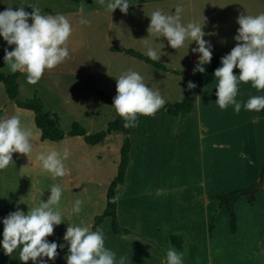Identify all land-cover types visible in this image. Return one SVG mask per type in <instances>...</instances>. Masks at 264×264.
Masks as SVG:
<instances>
[{
  "label": "crops",
  "instance_id": "crops-1",
  "mask_svg": "<svg viewBox=\"0 0 264 264\" xmlns=\"http://www.w3.org/2000/svg\"><path fill=\"white\" fill-rule=\"evenodd\" d=\"M146 1L153 2L154 0ZM23 3L25 11L34 10V7L40 11L67 12L66 17L71 23L83 13L95 10L98 12V17L96 16L98 22L101 19L104 21L107 11L105 6L97 1L91 3L90 0H23ZM198 3L194 0L186 7L189 8L192 21L194 22V18L197 17L198 20L195 22L203 27L204 39L210 42L213 55L229 53L238 42L233 37L234 33H231L232 27L224 24L225 19L220 20L216 16L217 12L228 11L226 9L228 6ZM20 6L21 0H0V12L9 7L18 10ZM173 6H180L182 10L185 7L179 4ZM210 12H212L211 15ZM163 39L167 38L163 37ZM153 40L162 41L157 36L148 39L150 42H154ZM6 42L0 36V44ZM227 42L231 44L226 45ZM111 47L110 50H113ZM197 47V42L192 41V49ZM122 52L127 53L123 50ZM200 55L192 51L188 56L189 61L181 65L182 70L195 67ZM2 62L0 61V64ZM163 62L171 70L154 67L170 75L173 81L177 82L179 92L184 94L188 85L185 80L187 72L180 74L179 65L167 61V58ZM3 66L5 70H9L5 62L2 63L0 69ZM17 72H19L18 79L26 74ZM234 74L238 76L239 72H234ZM217 84L218 80L214 78L201 89L197 95L200 98H197L193 110L187 115L175 116L163 110L154 115L138 117L136 129L131 127L129 134L131 151L126 180L116 189V193L119 194L117 220L126 204H129V215L133 216L130 227L119 225L122 229L130 230L129 233L123 230L115 233L133 235L129 240L133 251L142 250L145 254L153 251L160 255L162 250L167 252L172 248L180 251L184 256L188 255L190 264H214L215 253L231 251L230 257L226 254L228 263L264 264V235L262 234L264 231L260 232L264 230L262 228L264 227V185L255 192L254 202L249 201L247 195L237 200L235 230L232 229L231 224L232 236L226 231V241L215 240L218 234L216 218L219 211L225 209L219 207V201L215 198L216 195L222 194L219 193L217 187L246 190L261 180V171L264 168V110L248 111L243 104L252 96H264V91H257L252 87L251 82L239 83L236 100L241 103L242 107L237 113L234 105H229L224 110L218 106L216 103ZM51 85L49 89L58 103L54 106L55 108H51L50 112L60 124L62 117L58 104L62 102V98L59 99L60 96L57 93L59 84L53 79ZM35 88L34 95H37L39 88ZM99 91H96V95L103 97L98 93ZM11 100L14 106L8 104L12 108V114L4 117L19 116L22 121L21 126L32 130V138L34 137L36 141H31L32 151L28 164L30 168H35V171H40L41 179L20 182L21 178L15 184H11L7 179L0 180V196L5 198L2 200L0 197V226H4L5 213L19 209L27 214L28 203L31 206H38L41 200L47 202L51 194L50 187L57 184L62 189L59 204L64 205H55L54 208L60 211L65 218L59 225H54L52 236L64 240L66 229L70 224L67 217L71 218V223L74 225H79L81 222L74 221L72 211L77 199L82 200L84 204L86 199L92 198L93 203L100 204V198H102L103 206L105 205L103 211L105 210L107 191L118 173L124 140H119L117 148L108 143L115 133L122 132L111 133L95 145L88 144L83 136L69 135L68 131L71 128L66 130L67 134L59 141L42 140L41 130L36 125L35 112L22 108L15 100ZM0 107L4 108L2 114L9 112L4 104H0ZM85 115L88 116L90 123L94 121V115L90 112L87 111ZM78 120L82 125L86 122L82 119ZM151 122L152 125H150ZM87 131L92 132L88 129ZM111 148H115L114 152H117L119 159L116 161H111L110 158L105 160L106 155H100L103 152L107 154V151L110 153ZM53 150L60 152L61 155L65 151L69 153L68 158L64 160L66 175L55 180L49 173L42 170L38 159L40 153L47 154ZM91 150L99 152L96 160H100V163H97L95 159L92 160V166L85 159L86 152ZM27 157L26 154L14 153L13 162L15 163L9 164L0 172H12L13 178L17 174L19 177L23 176V173L18 172L25 170L26 165H21V162L23 160L27 162ZM228 190L230 189L226 191ZM152 193L155 194L154 197ZM157 196L161 197L159 206L155 203ZM21 199L25 202L20 203ZM193 204L199 205L195 207ZM83 208H87V205ZM97 215H94V218ZM240 222L245 228V235H240L238 228ZM260 234H262L261 237ZM2 241L3 233L0 234V264H24L19 259L22 245L16 248L12 255H8L5 254ZM39 259L36 262L29 260L27 264H38ZM42 259L47 264H67L66 256L59 252L54 260H49L47 257ZM163 261L162 264H165L166 259L164 258ZM137 264L150 263L147 260H140ZM183 264L188 263L183 260Z\"/></svg>",
  "mask_w": 264,
  "mask_h": 264
},
{
  "label": "clouds",
  "instance_id": "clouds-1",
  "mask_svg": "<svg viewBox=\"0 0 264 264\" xmlns=\"http://www.w3.org/2000/svg\"><path fill=\"white\" fill-rule=\"evenodd\" d=\"M111 13L119 8L127 14L128 0H98ZM23 0L18 10L11 7L0 12V36L9 45H15L14 50L5 49L4 60L9 70L13 73L20 71L26 73L27 81L37 83L46 69L50 70L69 57L67 41L72 32L69 20L60 14L42 15L40 9L34 8L29 13L24 10ZM182 8L176 7L174 14H165L162 10L153 11L150 16V25L147 29L150 36L166 37L173 49L183 47L185 40L196 41L197 48L193 52L201 55L193 72L203 73V65L212 60L211 44L204 39L205 32L199 23H181L180 13ZM29 17L32 19L30 24ZM240 27L235 40L236 46L221 58L222 66L214 71V77L218 80L216 86V103L224 110L229 105H234L237 113L241 110V103L237 102L238 84L249 83L257 91H264V13L256 16L241 14L237 19ZM82 24L90 21L81 19ZM147 48L145 55L153 61H159L161 54L144 40ZM239 68V75L234 74V68ZM143 77L131 69L117 77V94L113 100L116 113L125 121L124 126L136 127L139 115L150 116L165 103L160 92L153 90L143 82ZM196 85L189 81L188 88ZM196 98H200L197 96ZM243 107L248 111L264 110V96L250 97ZM30 128L21 126L19 116L0 119V170L7 168L13 161V153L29 155L32 151ZM69 156L65 151L61 155L58 151H50L38 156L42 170L51 175L55 180L66 175L64 160ZM50 196L47 202L40 201L38 206H31L27 214L22 210L9 213L3 219V249L5 254L12 255L13 251L22 245L19 259L27 264L29 260L38 261V264H47L43 257L54 260L58 255L56 242H49L46 237L54 233V225H59L65 218L61 212L54 208L58 205L62 195L59 185L50 187ZM159 194V193H157ZM119 200V194L113 197L112 202ZM25 201L21 199L20 203ZM83 201L77 199L73 206V213L79 214ZM66 229L64 240L68 244L69 254L66 256L67 264H117L116 254L105 247V238L102 231H90V228L81 221L74 225L71 218ZM126 257L121 256L118 264H125ZM165 264H183V253H178L170 248L167 251Z\"/></svg>",
  "mask_w": 264,
  "mask_h": 264
},
{
  "label": "rangeland",
  "instance_id": "rangeland-1",
  "mask_svg": "<svg viewBox=\"0 0 264 264\" xmlns=\"http://www.w3.org/2000/svg\"><path fill=\"white\" fill-rule=\"evenodd\" d=\"M90 1L91 3L96 1L98 2V0ZM128 2L130 4L127 14L121 12L119 8L114 10L112 13L107 10L104 21L100 18L101 21L98 22V12L95 10L83 13L73 23L69 21L72 27V32L67 41L69 57L56 67L50 70L46 69L42 78L35 84H31L27 81L26 74L22 75L18 79L19 98L26 100L32 97L36 93L35 87H38L39 91L37 92V97L44 102L46 109L51 111V108H55L54 106L58 103L53 97V92L49 89V87L52 86L51 82L54 79L59 84L58 87L56 86L58 88L57 93L60 96L59 99L62 98V102L58 104L62 117V120H60L61 128L64 131L69 130L72 127L73 121H79L78 119H82L83 121H86L85 123L83 122V125L88 130L92 131L90 133H95L105 129L110 121L116 119L117 114L112 103L117 94V77L129 69L138 72L144 78L143 82L146 85L154 91L158 90L160 92L165 101L162 107L181 101L183 94L179 92L180 88L178 84H176L177 82H174V79H172L170 75L125 52L110 50V47L116 46L121 48H134L145 53L147 48L144 44V40H148L150 37L155 36H150L147 31L151 19L149 15L157 9L162 10L165 14H174L176 7L173 5L179 4L181 6H185L180 13V17L181 23L187 25L189 22L193 21L189 8L186 6L192 4L194 0H154L153 2H145V0H128ZM195 2H199L198 4L228 6L226 7L228 11L217 12L216 16L220 20L225 19V21H223L224 24L232 27L231 33H234L233 37L238 34V28L240 25L238 24L237 19L241 14L256 16L264 13V0H195ZM33 11L34 10H30L27 12L31 13ZM40 12L42 15H56L61 13L60 15L65 17L67 13L57 11ZM211 14L212 12H210V15ZM94 17L96 18L92 20ZM82 18L86 20L90 18V20H88L90 23L87 25L82 24ZM194 19L197 22V17ZM208 19L211 18L208 17ZM28 22L30 24L33 22L31 17H29ZM88 40L90 41L88 42ZM160 40L164 42L158 40H153L154 42L148 41L149 45L157 50L158 54H161L159 62L164 64L163 60L167 58V61L176 63L177 66L179 65L180 70L178 71L180 74L182 72H187L185 80L187 82L192 81L193 78H195L196 73L193 71L188 72V70L193 67L184 70L181 68L182 64L189 61L188 56L192 52V41L190 39L185 40L183 47L176 50L173 49L168 42H166L167 39L160 37ZM230 42H227L226 45H230ZM14 48L15 45H9L7 42L0 44V61L5 62V49L12 51ZM2 63L0 66H2ZM5 69V66L1 67L0 72H4L6 74L13 73L10 72V70ZM66 86L68 88H66ZM5 88V84L0 82V104H4L5 107H7V111L9 110V112H4L2 114V109L4 108L0 107V119L6 118L4 117L5 115L12 114V108L9 107L8 103L14 106V102L9 98ZM97 90L104 92L108 98L104 99L103 97L96 95ZM87 111L94 115V121L91 123L88 120V116L85 115ZM141 116L143 118V115H139L138 117L140 118ZM152 124L153 123L151 122L150 125ZM120 139L124 140L125 135L123 133H115L108 144L117 148ZM31 141L35 142L36 140L34 137H31ZM115 148H111L110 153L107 149V154L103 152L100 155H106L105 160L110 158L111 161H116L119 158L117 156V152H114ZM85 155L86 162L90 163L91 166L93 165L92 160L94 159L97 163H100V160H96V156L99 155V152L91 150L87 151ZM102 160L104 161V159ZM29 162L30 160L28 157L27 162L24 160L21 162V165H26L24 171L18 172L23 173V176L19 177L17 174V176L15 175V178H13L12 172H0V180L7 179V181L11 182V184H15V182L21 178L20 182L25 180H40V171L37 172L35 171V168H30L28 164ZM14 163L15 162L12 161L10 164ZM217 189L220 191L219 193H227L238 190L236 188L226 187H217ZM227 189L230 190L226 191ZM127 192H129V189H127ZM154 196L155 194L152 193V197ZM1 199L4 200L5 198L1 197ZM100 200L101 203L96 204L93 203L92 198L86 199L84 204L81 206V212L79 214L74 213V221H83L84 224L90 228V231H93V225L95 223L94 215L102 214L105 207V205L103 206V199L100 198ZM11 202L12 200L10 199V203ZM155 203L158 206L160 205V196H157ZM61 205L64 204H58L57 206ZM85 205H87V208H83ZM198 205L199 204H193L195 207ZM128 207L129 204H126L125 208L120 211L118 216V224L127 228L130 227L131 217L133 216L129 215ZM240 214H242L241 210ZM216 220L218 234L216 235L215 240L226 241V231H228L231 236L233 234L228 212L225 209L219 211V215ZM239 224L238 228L240 235H245L246 232L243 224L241 222ZM262 228L264 229V227ZM98 230L102 231L104 234L105 247L116 254L117 264L121 256L126 257L125 264H137L140 260H147L150 264H162L164 262V258L166 259L167 252L165 250H162L160 255L153 251H148L147 254H145V251L142 250L133 251L129 241L133 235L115 233L113 230L112 218H105L100 224ZM263 231L264 230H261L260 232L262 233ZM262 234L264 235V232ZM262 234H260V237ZM176 251L181 253L178 250ZM226 254L230 257L231 251L227 253H215L214 264H236L235 262L228 263ZM183 260L190 264L188 255H183Z\"/></svg>",
  "mask_w": 264,
  "mask_h": 264
},
{
  "label": "trees",
  "instance_id": "trees-1",
  "mask_svg": "<svg viewBox=\"0 0 264 264\" xmlns=\"http://www.w3.org/2000/svg\"><path fill=\"white\" fill-rule=\"evenodd\" d=\"M113 50H123L128 54H131L139 59L146 61L147 63L160 68L162 70H171L167 65L159 62L153 61L149 59L147 55L143 52L138 51L133 48H118L112 46ZM225 55L217 54L212 56V60L210 63L203 65L205 71L203 73L196 71V76L193 78L191 82H193L196 87L189 89L188 85L186 90L184 91L183 98L181 101L176 102L174 104H169L165 107H160L156 112H161L163 110H167L170 114L175 116H185L193 110L194 104L197 100V95L201 91V89L212 82L214 77V71L216 68L222 66L221 58ZM196 67V66H195ZM173 71V70H172ZM234 72H239V68H234ZM174 72H177L174 70ZM178 73V72H177ZM19 72H15L13 74H6L4 72H0V82H3L6 87L7 94L9 97L16 101L17 105L22 108L31 109L35 112V121L37 127L41 130V138L42 140H52L59 141L65 137L67 134L64 131L59 121L48 111L44 105V102L34 95L31 98L26 100H21L19 98V83H18ZM100 95L108 98L105 93L99 91ZM117 114V113H116ZM125 121L122 117L117 114L116 119L110 121L107 127L103 130H100L95 133H88L87 129L78 121H74L72 123L71 129L68 131V134L71 136H83L85 141L88 144L95 145L102 142L107 136L114 132H122L125 134L124 143L121 147V160L118 167V173L113 181L110 183L108 191H107V205L102 214L96 216L95 224L93 226V231H97L100 224L107 217L112 218L113 222V230L114 232H120L123 230L125 233H129L130 230L122 229L117 220V206L118 202L113 203L112 199L117 195L116 189L118 185L124 184L126 180V175L128 171L129 161H130V151H131V140L129 134L131 133V127L126 128L124 126ZM261 180L264 182V168L261 171ZM243 196H246L245 190H235L227 193L218 194L215 196L219 201V207H223L227 210L230 215V220L232 224V229L235 230L236 223V213H235V203L237 200ZM249 201L254 202L255 197H248ZM9 213H5L4 217L6 218ZM4 226H0V234L3 233ZM49 242H56L58 245H64L63 248L58 247L57 252L67 256L68 252V244L65 240H59L54 238L52 235L46 237Z\"/></svg>",
  "mask_w": 264,
  "mask_h": 264
},
{
  "label": "water",
  "instance_id": "water-1",
  "mask_svg": "<svg viewBox=\"0 0 264 264\" xmlns=\"http://www.w3.org/2000/svg\"><path fill=\"white\" fill-rule=\"evenodd\" d=\"M195 67L191 68L188 70V72H192ZM264 185V182L260 180L257 184L253 185L252 187L248 188L245 190V194L248 197H254L255 192L259 191Z\"/></svg>",
  "mask_w": 264,
  "mask_h": 264
}]
</instances>
